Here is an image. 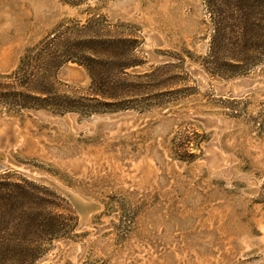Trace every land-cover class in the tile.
Segmentation results:
<instances>
[{"label": "rangeland", "instance_id": "rangeland-1", "mask_svg": "<svg viewBox=\"0 0 264 264\" xmlns=\"http://www.w3.org/2000/svg\"><path fill=\"white\" fill-rule=\"evenodd\" d=\"M0 164V264H264V0H0Z\"/></svg>", "mask_w": 264, "mask_h": 264}, {"label": "trees", "instance_id": "trees-1", "mask_svg": "<svg viewBox=\"0 0 264 264\" xmlns=\"http://www.w3.org/2000/svg\"><path fill=\"white\" fill-rule=\"evenodd\" d=\"M222 26H220L217 30H216V36H215V40L214 41H220L222 39H228L227 35H230V39L232 40V36L235 35L236 30L239 29V27H233L231 28V26H226L224 28H221ZM246 28H248V30H251V32H253L254 29V25H245ZM50 51V50H48ZM53 51V50H52ZM47 52V51H46ZM54 52V51H53ZM55 53V52H54ZM90 54H92L90 57L86 58V61L89 62L90 66L92 68H90V71L92 73V77L94 80V85L95 87H97V79L99 80L101 78V76H99V72L97 70V68H95V64L97 59L96 57V50H91V52H89ZM43 55L45 57H47L45 60H42L39 64H35L32 67V80L34 81L33 88H32V97H29L31 99H33L34 101L37 102H48L50 100L49 96H52V91L54 92V88L57 87L56 84V79L55 78H51L48 77V75L51 76L52 70H56L57 68H59V66L62 65V63H66L68 61L74 60V59H78L76 57H74L72 54H66V55H60V54H53L52 52L50 54H40ZM94 94L98 97H100L101 99L104 100H108V99H112L113 96H111L112 92L111 89H108V87L104 88L102 90V94L98 93L97 89L93 90ZM54 94H56L54 92ZM42 96V97H41ZM91 102H97V104L99 105H103V106H108L111 105L108 102H100L99 100H97V98H88ZM65 102V99H64ZM57 104H59L60 106L58 107H63V104L61 101H59ZM56 104V105H57ZM33 109V107H32ZM35 109V107H34ZM37 109V108H36ZM25 185L27 186H31L32 184L26 180H21ZM29 195V192L23 193L22 197H25L27 199ZM23 200V199H22ZM28 228V227H27Z\"/></svg>", "mask_w": 264, "mask_h": 264}, {"label": "water", "instance_id": "water-1", "mask_svg": "<svg viewBox=\"0 0 264 264\" xmlns=\"http://www.w3.org/2000/svg\"><path fill=\"white\" fill-rule=\"evenodd\" d=\"M4 171H6V167L3 164H0V172H4ZM262 242L264 243V237Z\"/></svg>", "mask_w": 264, "mask_h": 264}, {"label": "bare ground", "instance_id": "bare-ground-1", "mask_svg": "<svg viewBox=\"0 0 264 264\" xmlns=\"http://www.w3.org/2000/svg\"><path fill=\"white\" fill-rule=\"evenodd\" d=\"M262 241H263V238H262Z\"/></svg>", "mask_w": 264, "mask_h": 264}]
</instances>
